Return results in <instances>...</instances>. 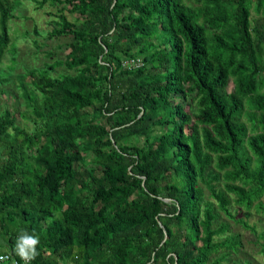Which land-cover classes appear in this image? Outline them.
I'll return each mask as SVG.
<instances>
[{
    "label": "trees",
    "instance_id": "1",
    "mask_svg": "<svg viewBox=\"0 0 264 264\" xmlns=\"http://www.w3.org/2000/svg\"><path fill=\"white\" fill-rule=\"evenodd\" d=\"M29 1L67 52L0 111V253L26 229L31 264H219L220 213L264 238L236 218L264 214V0ZM22 2L0 0V60Z\"/></svg>",
    "mask_w": 264,
    "mask_h": 264
},
{
    "label": "rangeland",
    "instance_id": "2",
    "mask_svg": "<svg viewBox=\"0 0 264 264\" xmlns=\"http://www.w3.org/2000/svg\"><path fill=\"white\" fill-rule=\"evenodd\" d=\"M22 1V4L14 11L15 18L9 22L14 52L7 50L0 60V76L9 78L6 83L0 81V111L5 107L13 112H15V107L19 111L24 110L22 91L18 87L22 75L29 68H42L44 63L63 59L67 52L65 39L49 38L48 36L53 20L56 19L54 15L49 14L55 11L54 7L47 2L42 8H36L34 2ZM66 14L69 19L76 16L75 14ZM252 17H256V15L252 14ZM61 71H64L63 67H57L51 73L56 75ZM231 87L232 84L229 82L227 89L229 90ZM2 89L4 92L1 91ZM17 118L18 124L25 125L26 122L22 118L19 116ZM218 186L223 188L221 183H218ZM230 210L232 213L235 212L233 203L230 205ZM236 218H241L250 225L254 223L257 234L260 230H264V214H258L253 208L250 216H245L242 211L238 210ZM219 220L227 222L230 226L228 234L235 235L236 240L240 241L237 251L233 250L226 254L225 259L221 260L219 264H264V252H262L264 238L258 237L250 229H245L223 213H220Z\"/></svg>",
    "mask_w": 264,
    "mask_h": 264
},
{
    "label": "clouds",
    "instance_id": "3",
    "mask_svg": "<svg viewBox=\"0 0 264 264\" xmlns=\"http://www.w3.org/2000/svg\"><path fill=\"white\" fill-rule=\"evenodd\" d=\"M40 243L39 237L35 234H29L26 229L17 237L15 244V253L24 261V264H31L38 255L37 245ZM6 257L0 255V260Z\"/></svg>",
    "mask_w": 264,
    "mask_h": 264
},
{
    "label": "built area",
    "instance_id": "4",
    "mask_svg": "<svg viewBox=\"0 0 264 264\" xmlns=\"http://www.w3.org/2000/svg\"><path fill=\"white\" fill-rule=\"evenodd\" d=\"M0 255L5 256V260H0V264H24V261L17 259L15 256L10 253H0Z\"/></svg>",
    "mask_w": 264,
    "mask_h": 264
}]
</instances>
